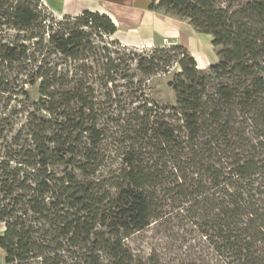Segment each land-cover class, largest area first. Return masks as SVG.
<instances>
[{"label": "trees", "instance_id": "obj_1", "mask_svg": "<svg viewBox=\"0 0 264 264\" xmlns=\"http://www.w3.org/2000/svg\"><path fill=\"white\" fill-rule=\"evenodd\" d=\"M41 6L0 0V36L19 33L0 39L4 264H166L125 244L153 224L184 228L187 264H264V0H151V11L211 36L219 62L201 71L175 44L189 60L170 83L175 105L140 104L112 149L102 145L96 89L48 61H77L94 51V34L113 37L117 27L85 11L76 27L47 32ZM104 58L108 85L119 67ZM151 62L140 68L153 72ZM208 71L213 88L201 76Z\"/></svg>", "mask_w": 264, "mask_h": 264}, {"label": "rangeland", "instance_id": "obj_2", "mask_svg": "<svg viewBox=\"0 0 264 264\" xmlns=\"http://www.w3.org/2000/svg\"><path fill=\"white\" fill-rule=\"evenodd\" d=\"M40 10L47 17V21L44 23L47 32L49 26L53 31H56L68 25L66 22L71 27L75 26L74 19L77 16L71 17L73 19L71 21H65L64 17L54 16L44 6H41ZM18 36L19 33L14 29L3 28L0 39L12 43ZM21 36L23 37V34ZM45 39H47V35ZM91 41L95 46L94 51L84 53L79 60L71 62L61 56L52 55L48 64L56 67L58 71L64 73L70 71L71 74L83 77L89 85L96 89L98 109L101 110L99 123L104 130L105 139L102 145L104 148L112 149V146L118 145V142H114L112 139L118 138L117 140L122 141V133L126 131L127 124H129L128 117L140 104L145 103L146 100L149 102L157 100L164 105H175V95L170 83L184 77L181 66L187 65L189 60L182 51L177 50L176 46L163 44L153 48H131L121 45L113 37L96 34L93 35ZM212 48L215 54L221 51L220 47L213 46ZM157 49L158 51H156ZM52 51L51 49V53ZM105 55L110 56L119 67V72L114 75L116 81L108 85L105 84V79L103 80L106 70ZM153 59L157 68L151 73L144 72L140 65L151 67ZM201 76L211 88L219 83V80L210 71L202 72ZM33 91L34 98H37V90L33 89ZM108 95H111V98ZM11 105L14 107L18 103L13 102ZM25 114L13 116V131L16 132L22 128L26 122ZM183 229L177 228L169 231L159 224H153L128 238L125 244L135 256L144 261L156 255L161 262L166 264H183V262L187 264L191 260L188 258L191 256V252H188V244L182 241L183 237L187 235ZM2 233L3 227L0 226V235ZM195 262L199 264L197 260ZM0 264H4V253L1 249Z\"/></svg>", "mask_w": 264, "mask_h": 264}, {"label": "crops", "instance_id": "obj_3", "mask_svg": "<svg viewBox=\"0 0 264 264\" xmlns=\"http://www.w3.org/2000/svg\"><path fill=\"white\" fill-rule=\"evenodd\" d=\"M58 18L75 17L85 11L108 16L117 27L113 39L131 48H153L171 41L180 45L201 71L219 62L212 37L197 32L187 21L151 11V0H41Z\"/></svg>", "mask_w": 264, "mask_h": 264}, {"label": "built area", "instance_id": "obj_4", "mask_svg": "<svg viewBox=\"0 0 264 264\" xmlns=\"http://www.w3.org/2000/svg\"><path fill=\"white\" fill-rule=\"evenodd\" d=\"M164 45L174 46L175 44L165 40Z\"/></svg>", "mask_w": 264, "mask_h": 264}]
</instances>
